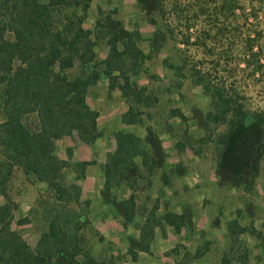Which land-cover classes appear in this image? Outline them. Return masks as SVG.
<instances>
[{
  "label": "trees",
  "instance_id": "obj_1",
  "mask_svg": "<svg viewBox=\"0 0 264 264\" xmlns=\"http://www.w3.org/2000/svg\"><path fill=\"white\" fill-rule=\"evenodd\" d=\"M91 1L0 0V199L5 200L0 203V264H62V258L68 264H104L79 236L81 224L90 223L86 213L78 214L73 229L63 209L82 203V188L67 180L66 169L84 179L94 161L74 160L72 149L69 158L61 157L57 142L75 135L80 144L91 145L102 137L100 113L87 99L99 81L108 80L110 90L120 88L129 100L125 122L142 123L141 106L157 99L152 100L148 87L133 76L141 73L152 53L163 49L168 35L186 52V65L164 60L177 78V87L183 86L188 66L193 82L212 100V108L203 115L205 128L211 123L227 127L219 140V174L228 172L235 185L244 184V173L258 174L264 110L254 106L250 92H264V0H138L147 14L159 10L167 19V32L157 28L151 38L150 54L140 47V31L128 30L112 16L98 19L95 30L87 29ZM151 21L157 24L155 18ZM100 38L109 48L104 59L97 50ZM174 114L187 120L183 113ZM147 133L146 139L118 133L117 148L103 165V195L114 186L137 182L142 176L137 157L150 171L163 166L166 154L153 126H147ZM176 147L183 151L188 143L178 140ZM16 169L30 183H45L54 201L42 203L48 227L34 247L14 228L32 222L29 216L16 220L17 204L8 192ZM107 201L126 223L135 221L139 213L135 193ZM165 225L177 233L183 228L195 230L191 206L185 205L179 213L158 216L153 211L145 217L139 236L127 237L134 260L139 252L151 251L156 229ZM245 230L238 220L230 223L233 236ZM203 254L197 251L190 260ZM244 261L247 264V253Z\"/></svg>",
  "mask_w": 264,
  "mask_h": 264
},
{
  "label": "rangeland",
  "instance_id": "obj_2",
  "mask_svg": "<svg viewBox=\"0 0 264 264\" xmlns=\"http://www.w3.org/2000/svg\"><path fill=\"white\" fill-rule=\"evenodd\" d=\"M88 17L84 23L87 29L95 30L98 19L107 16L122 21L130 31H140L143 40L139 43L145 53H151V38L157 28L167 32V19L159 10L147 14L138 0H92ZM155 18L157 24L151 19ZM95 38V36H93ZM99 58L107 57L109 48L103 38L98 40ZM185 50L168 35L167 42L160 52L152 53V58L142 66L139 75L133 80L148 87V95L153 100L149 106H141L142 123L127 128L147 135V126H153L166 154L162 167L150 171L137 157L142 176L131 186L123 183L114 186L103 195L105 173L103 165L107 161L111 145L117 143V135L129 123L124 115L129 110V100L120 88L110 90L108 80L99 81L88 93V103L100 113L99 128L103 135L97 144L81 146L75 135H68L57 142L58 153L69 158V149L75 156H90L94 164L87 168L86 178L78 179L72 168L66 169L67 180L82 188V203L65 206L72 222L79 213L84 212L90 223L81 224L79 236L85 240L87 249L104 264H192L191 257L197 252L203 256L194 264H245L244 255L248 254L247 264H264V151L259 160L256 177L252 172L243 174L244 184L235 185L228 172L219 174L220 136L226 126L203 124V115L211 108V97L202 86L196 85L185 69L187 78L182 87H177V78L169 69L165 59L176 65H186ZM114 91L115 93H113ZM254 106L264 110V92L251 91ZM113 106V107H112ZM112 107V108H111ZM115 107V108H114ZM111 109L117 115L108 120ZM183 113L187 120L174 114ZM188 143L182 152L176 147L177 141ZM195 150L199 151L197 155ZM77 154V155H76ZM106 156V157H105ZM166 179L169 183H166ZM8 192L16 202V220L29 216L31 223L14 225L34 247L41 234L47 230V215L42 203H54L45 183H30L22 172L15 170L9 183ZM132 193L137 196L139 213L133 223H126L117 208L107 200H122ZM0 199V203H4ZM88 202L90 205L88 206ZM63 206L62 204H60ZM190 205L195 219V230L183 228L177 233L171 225L157 228L150 252H139L134 260L129 253L128 236H139L140 226L145 217L156 211L158 216L166 211L181 212ZM237 219L246 230L231 235L230 223ZM238 231V229H237ZM59 263L68 264L65 259Z\"/></svg>",
  "mask_w": 264,
  "mask_h": 264
},
{
  "label": "crops",
  "instance_id": "obj_3",
  "mask_svg": "<svg viewBox=\"0 0 264 264\" xmlns=\"http://www.w3.org/2000/svg\"><path fill=\"white\" fill-rule=\"evenodd\" d=\"M113 93H115L114 91H112ZM113 107V106H112ZM111 107V108H112ZM115 108V107H114ZM128 108H129V105H128ZM113 109H111V111H112ZM115 113L116 112H110V114H108V120L110 121V120H114V118H116L117 117V115H115ZM100 118H101V116H99V119H98V123L100 124ZM136 123H129L128 125H125L124 126V128H123V130L125 131V132H130V133H134V134H136V135H138L139 137H141L142 139H146V137H147V135H145V136H143V135H141V134H139L135 129H127V128H130V127H132V126H134ZM98 143V140L95 142V144H97ZM94 144V143H93ZM81 146H88V145H86V144H81ZM116 148H117V143H114V144H112L111 145V148L109 149V151L110 152H114L115 150H116ZM184 151V150H183ZM182 151V152H183ZM77 155V154H76ZM75 157H77V159L78 160H86V161H89V160H91V157L90 156H75ZM106 157V156H105ZM234 220H237L236 218L234 219ZM239 222V221H238ZM239 224H240V222H239ZM243 227V226H242ZM183 230V229H182ZM181 230V231H182ZM201 258V257H200ZM200 258H197V259H194L193 260V262H192V264H194V262L195 261H197V260H199ZM248 262V261H247Z\"/></svg>",
  "mask_w": 264,
  "mask_h": 264
}]
</instances>
